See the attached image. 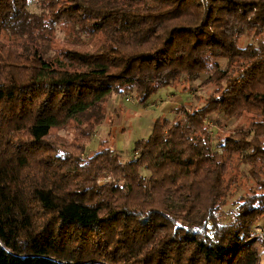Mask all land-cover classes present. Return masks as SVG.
<instances>
[{
  "label": "trees",
  "instance_id": "trees-1",
  "mask_svg": "<svg viewBox=\"0 0 264 264\" xmlns=\"http://www.w3.org/2000/svg\"><path fill=\"white\" fill-rule=\"evenodd\" d=\"M163 88L130 158L86 154ZM256 228L264 0H0V264H264Z\"/></svg>",
  "mask_w": 264,
  "mask_h": 264
},
{
  "label": "rangeland",
  "instance_id": "rangeland-1",
  "mask_svg": "<svg viewBox=\"0 0 264 264\" xmlns=\"http://www.w3.org/2000/svg\"><path fill=\"white\" fill-rule=\"evenodd\" d=\"M31 9L39 11L35 4L31 5ZM58 37L60 40L64 39V34L61 31H58ZM83 40L88 41L85 37ZM164 90V88L160 89L157 94L150 98L148 104L150 107L147 109L146 107H143L146 105H140L133 100H129L127 98L125 99V97H114L113 101L110 102L109 118L107 119V122L97 130L96 136L86 149V154L95 150L100 142V139L107 137L110 132L111 134H114L113 142L117 149L123 152L122 154L124 160L130 158L132 156V149L135 142L139 139L147 138L150 135L152 127L151 123H153L154 119H156L160 114L159 110L163 109V106L161 108L158 107L159 104H155V101L156 99H159V97H164ZM161 103L162 102H160V104ZM110 121L111 123H109ZM57 133L69 138L70 140L73 139L72 132L68 129L59 130ZM107 177L108 175L100 178L98 180L99 184L104 185V181L108 179ZM110 180V182H114L113 178ZM255 235L264 239V233L261 228H256ZM261 257L262 260H264V250L261 251Z\"/></svg>",
  "mask_w": 264,
  "mask_h": 264
},
{
  "label": "crops",
  "instance_id": "crops-1",
  "mask_svg": "<svg viewBox=\"0 0 264 264\" xmlns=\"http://www.w3.org/2000/svg\"><path fill=\"white\" fill-rule=\"evenodd\" d=\"M164 89H165L164 90V97H159V99H156V101H155V104H159L158 107L161 108L163 106V109L162 110H159L160 111V114L158 115V117L161 116V115L168 116L169 115V112L175 106H177L179 103H182V102H185V101L188 100V99H186L187 98V95H185V93H181L178 90H175L173 88H164ZM159 101L162 102V103L160 104ZM148 104L146 106H143V107H146V109H147L148 107H150V105H148ZM151 107H153V106H151ZM154 120H156V119H154ZM120 152L123 153L122 151H120Z\"/></svg>",
  "mask_w": 264,
  "mask_h": 264
},
{
  "label": "built area",
  "instance_id": "built-area-1",
  "mask_svg": "<svg viewBox=\"0 0 264 264\" xmlns=\"http://www.w3.org/2000/svg\"><path fill=\"white\" fill-rule=\"evenodd\" d=\"M107 178H108V179H107L106 181H104V182H107V181H109L111 177H107Z\"/></svg>",
  "mask_w": 264,
  "mask_h": 264
}]
</instances>
